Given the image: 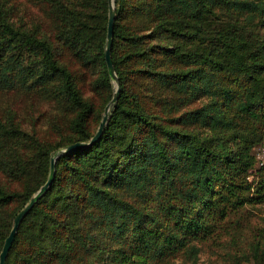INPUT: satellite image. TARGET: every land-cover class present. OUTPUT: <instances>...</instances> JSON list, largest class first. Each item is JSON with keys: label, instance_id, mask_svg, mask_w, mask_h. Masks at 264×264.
<instances>
[{"label": "trees", "instance_id": "16d2710c", "mask_svg": "<svg viewBox=\"0 0 264 264\" xmlns=\"http://www.w3.org/2000/svg\"><path fill=\"white\" fill-rule=\"evenodd\" d=\"M34 3L48 29L15 24L0 3V90L53 102V138L0 112L8 180L0 184V252L15 216L46 182L53 154L89 142L112 95L108 0ZM114 7L118 99L97 142L56 159L53 182L23 218L6 264H197L199 243L264 202V165L247 179L264 133V0ZM65 56L97 73L91 84L102 109L84 98ZM251 256L264 264V240Z\"/></svg>", "mask_w": 264, "mask_h": 264}, {"label": "rangeland", "instance_id": "374dc122", "mask_svg": "<svg viewBox=\"0 0 264 264\" xmlns=\"http://www.w3.org/2000/svg\"><path fill=\"white\" fill-rule=\"evenodd\" d=\"M35 0H0L6 8L11 10V20L15 24L19 23L31 26L32 20L40 22L41 25L48 29L51 25L50 21L46 20L42 12L39 10V5L34 3ZM43 24H42V22ZM36 22V23H37ZM144 23V20L141 24ZM66 61L68 66L76 74V81L84 98L91 100L99 109H102L104 98L99 96L97 91L92 89V82L97 73L92 70H86L77 63L71 61L65 56L61 58ZM112 87V95L115 91V85L110 80ZM147 82H143L146 84ZM147 85V84H146ZM156 89L153 84H148V87ZM158 92L162 97L167 95V92L159 89ZM176 102V101H175ZM109 103V102H108ZM107 103V104H108ZM201 104L197 101L194 104ZM106 104V105H107ZM193 104V105H194ZM53 102L42 99L34 94H25L19 90H0V112L5 109L13 113L15 120L26 127H34L37 135L42 138L51 140L50 119L53 112ZM105 105V106H106ZM192 105V106H193ZM102 109L101 118L104 112ZM164 113L171 112V104L165 103L162 106ZM180 112L178 109L175 112ZM101 121V120H100ZM100 123V122H99ZM99 125V124H98ZM98 128V127H97ZM264 133L256 138V144L253 148V155L256 159V168L251 170L247 175L248 181L254 180L257 169L261 167L259 159L260 147L263 144ZM263 166V165H262ZM0 184L7 186L8 180L0 171ZM13 187L17 184L12 183ZM264 240V202L256 206H245L238 215L227 221L223 228L216 232L209 240L199 243L197 264H254L251 256V250L256 242ZM184 260V264H191Z\"/></svg>", "mask_w": 264, "mask_h": 264}, {"label": "water", "instance_id": "95a60500", "mask_svg": "<svg viewBox=\"0 0 264 264\" xmlns=\"http://www.w3.org/2000/svg\"><path fill=\"white\" fill-rule=\"evenodd\" d=\"M115 7H114V0H108V20H107V33H106V43L104 47V60L107 67V72L110 80L115 85V91L109 103L105 106L104 112L101 118V121L98 125V128L90 139L89 142H77L71 145L66 146L65 148L57 150L50 159V167H49V174L46 182L37 190V192L30 198L29 202L17 213L13 220L12 228L6 237L4 244L2 246L0 252V264H6V258L8 252L11 248V245L14 241L15 235L18 231V228L23 220V218L27 215V213L33 208L34 204L38 201L40 197H42L50 187L53 182L55 176V161L59 156L65 155L75 149L91 146L95 142H97L103 133L104 127L106 125L108 119V113L113 106V104L117 101L119 96V81L115 72V68L113 65L112 57H111V47L113 43V25L115 21Z\"/></svg>", "mask_w": 264, "mask_h": 264}, {"label": "built area", "instance_id": "2783aa9c", "mask_svg": "<svg viewBox=\"0 0 264 264\" xmlns=\"http://www.w3.org/2000/svg\"><path fill=\"white\" fill-rule=\"evenodd\" d=\"M259 154L261 155V157L259 159L261 160L260 165L262 166V165H264V141H263L262 146L260 147Z\"/></svg>", "mask_w": 264, "mask_h": 264}]
</instances>
